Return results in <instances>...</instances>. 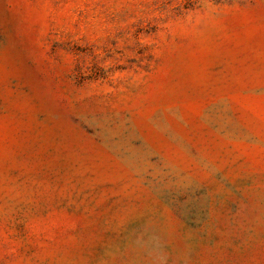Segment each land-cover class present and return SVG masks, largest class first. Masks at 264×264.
Wrapping results in <instances>:
<instances>
[{"label": "rangeland", "instance_id": "rangeland-1", "mask_svg": "<svg viewBox=\"0 0 264 264\" xmlns=\"http://www.w3.org/2000/svg\"><path fill=\"white\" fill-rule=\"evenodd\" d=\"M0 264H264V0H0Z\"/></svg>", "mask_w": 264, "mask_h": 264}]
</instances>
